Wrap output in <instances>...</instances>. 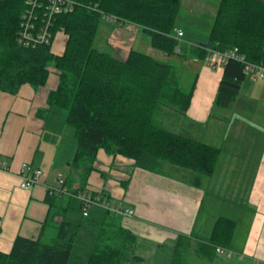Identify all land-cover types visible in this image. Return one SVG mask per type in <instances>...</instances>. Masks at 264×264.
<instances>
[{
  "label": "trees",
  "instance_id": "trees-1",
  "mask_svg": "<svg viewBox=\"0 0 264 264\" xmlns=\"http://www.w3.org/2000/svg\"><path fill=\"white\" fill-rule=\"evenodd\" d=\"M69 1L74 4L73 10L50 20V44L29 48L18 42L27 0H0V92L16 95L25 84L41 88L50 71L56 73L58 83L48 93L47 105L66 111L65 125L72 131L74 144L68 177L72 184L77 181L82 185L75 193L83 191L95 171L99 151L128 159L136 168L202 186L215 169L219 148L168 130L155 120L165 111L178 117L186 115L195 79L185 91L172 63L135 49L120 60L95 47L102 14L114 15L121 22L137 26L161 56H175L179 40L172 34L181 0ZM35 14L34 24L42 26L44 7L36 9ZM58 33L66 38L60 55L52 52ZM232 47H237L249 62L264 64V0H219L207 46L185 47L183 56L202 62L206 48L226 51ZM244 79L242 64L227 62L213 105L229 108ZM57 195L62 196L48 193L49 207ZM115 216L106 210L86 264H128V253L137 238ZM69 227L62 219L50 243L39 237L17 236L8 253L0 251V264H68L75 242ZM234 229L233 220L218 217L209 243L229 246ZM169 264L184 262L180 255L172 254Z\"/></svg>",
  "mask_w": 264,
  "mask_h": 264
},
{
  "label": "crops",
  "instance_id": "crops-1",
  "mask_svg": "<svg viewBox=\"0 0 264 264\" xmlns=\"http://www.w3.org/2000/svg\"><path fill=\"white\" fill-rule=\"evenodd\" d=\"M175 28L183 31L184 48L207 46L193 44L192 38H199L195 31L176 25ZM139 31L131 23H106L95 44L101 48L99 51L124 60ZM54 45L52 49L59 51V44ZM64 46L65 41L62 50ZM58 51L52 50L56 55L63 52ZM187 56L181 53L177 57L179 65L189 63L188 67L195 69V87L186 115L177 119L175 132L219 148L213 173L202 186L196 187L177 177L136 168L128 159L99 151L95 171L80 193L110 205L120 204L132 212L130 217L115 216L137 238L128 253L131 263L144 264L151 249L170 246L184 264H188L189 254L196 257L197 264H264V114L257 111V106L264 107V81L260 86L263 90H259L256 81L251 79L247 83L245 77L238 97L226 109L232 114L215 115L213 102L223 68L211 69ZM57 83L56 73L50 71L41 88L25 84L16 95L0 92V159L8 167L0 171V251L4 253L10 251L17 236L39 237L50 243L61 220L67 222L70 197L79 200L74 191L82 185L77 181L72 184L68 177L74 144L72 132L65 125L66 111L47 105V95ZM242 98L254 101V108H248L247 103L241 105ZM237 103L239 115L233 111ZM244 110H249L248 116ZM247 120L253 125L251 129L245 124ZM23 163L43 172L41 184L29 189L19 187ZM58 177L66 180L69 194L53 196L49 207L48 191L57 186ZM88 216L99 220L98 211ZM218 217L235 222L231 242L222 253L216 252L217 245L209 243Z\"/></svg>",
  "mask_w": 264,
  "mask_h": 264
},
{
  "label": "rangeland",
  "instance_id": "rangeland-1",
  "mask_svg": "<svg viewBox=\"0 0 264 264\" xmlns=\"http://www.w3.org/2000/svg\"><path fill=\"white\" fill-rule=\"evenodd\" d=\"M218 4H219V0H181L180 9L177 15L178 17L176 19L175 25L186 28L187 31L189 30L193 32L195 31L196 32L195 34L198 35L199 38H192L193 44L205 47L208 42V34H209L206 31H210V28L212 26V23H213L215 14H216ZM106 23L107 22H105L104 20L101 21L98 35L96 38V42L97 40H99L100 32ZM121 23L123 24V23H129V22H121ZM187 36H188V33H187ZM184 39L185 38H181L179 41V46H178L179 51L177 50V54H176L177 56L178 54H181V53L184 54V50L186 49L183 46ZM64 41H65V36L62 33L56 34L53 44H55L54 46L59 44L60 48H59V51L54 50V49L52 50L55 52L56 51L62 52L63 50L61 48L64 45ZM95 47L98 50H101V48H99L96 44H95ZM133 49L140 51L142 53L151 55L163 62H167V63L169 62V63L174 64L177 67V71H178L177 73H178V76L180 77L181 87L185 91H188L190 87L192 86L194 79H195V72H194L195 69L192 67H188L189 63L188 65H184V64L179 65V58L176 55L175 57L172 56L169 58L165 56L161 57L157 51L152 49V47L149 44L148 36L144 34L142 31L138 32L136 42L134 43ZM246 82L247 83L251 82V78L249 76L246 77ZM261 82L263 81H260V82L256 81L255 83V85L257 86L259 90H263L260 88V86L262 85ZM245 92H246V88L244 89L242 94H245ZM239 100L240 101L243 100L242 102H239L241 105L245 106L247 103L248 108L251 106L254 108L255 106L254 101L246 102L244 98L239 99ZM239 103H237L235 106L237 107ZM236 107H234L233 111H235L239 115L240 108L238 107L236 108ZM257 111L259 113L261 112L264 114V107L257 106ZM227 112H230V111L214 106L212 114L223 116ZM231 114L232 113L230 112L229 116ZM248 114H249V110H244V115L248 116ZM177 119H178V115L176 113L169 114L166 111L165 113L163 112L159 115L157 114L155 117V120L159 125L171 131H176L175 128L177 127L176 125ZM245 124L248 129H251L253 127V125H251V123L248 120L247 122H245ZM222 125L224 126L223 123ZM69 132L71 133L72 131L69 130ZM251 133H248L249 136L251 135ZM246 140H249V137H246ZM101 153L105 154L104 152H100V154ZM122 189L125 190L126 188H122ZM69 201L70 202H69V208H68L67 222L70 225L69 235L75 234V242H74L73 251L70 256L68 264H86V259L88 255L91 253V247L93 246L95 237L98 234L100 225L104 220L106 209L100 205L99 206L92 205L88 209H86L87 215H89L93 211L94 212L98 211L99 220L97 221V220H94L93 219L94 217L92 216H88V217L82 216V208L79 206L80 204L79 200L77 201L73 196H71ZM110 201L111 203H114L113 200H110ZM171 249L172 248L170 246L160 248L159 250L151 249L150 250L151 252L146 255L147 257L145 259L144 264H168L173 254ZM130 261L131 259L129 256V261L127 263L134 264V263H131ZM187 262L188 264H197V259L196 257L189 254L187 258Z\"/></svg>",
  "mask_w": 264,
  "mask_h": 264
},
{
  "label": "built area",
  "instance_id": "built-area-1",
  "mask_svg": "<svg viewBox=\"0 0 264 264\" xmlns=\"http://www.w3.org/2000/svg\"><path fill=\"white\" fill-rule=\"evenodd\" d=\"M28 8L23 16V22L18 32V42L29 48H34L38 44H50L52 34L49 31L51 18L56 14L70 13L73 10V2L69 0H27ZM44 7V16L42 17V26H36L33 21H36L35 10ZM103 20L110 24H122L119 19L114 15L102 14ZM173 37L180 40L183 37V31L177 28L173 29ZM207 54L202 61L203 65L211 68L218 69L229 61H235L243 66V73L245 77H250L253 81H264V64H254L249 62L245 56L240 53L237 47H232L226 51H217L212 48H206ZM7 165L0 159V171L7 170ZM20 184L22 189H29L35 185L41 184L43 181V172L34 168L29 164L23 163L20 166ZM56 187H51L49 193L54 194H69L64 185V180L61 177L56 179ZM80 200V207L82 208V216L86 217V209L92 205H100L106 210L123 216L130 217L132 212L129 209H124L119 205H110L106 201H102L98 197H91L86 194L77 193ZM217 253L224 252L222 246H215Z\"/></svg>",
  "mask_w": 264,
  "mask_h": 264
}]
</instances>
